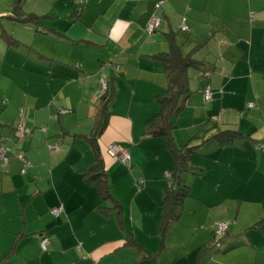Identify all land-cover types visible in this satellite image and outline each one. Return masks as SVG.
Instances as JSON below:
<instances>
[{
	"label": "crops",
	"instance_id": "crops-1",
	"mask_svg": "<svg viewBox=\"0 0 264 264\" xmlns=\"http://www.w3.org/2000/svg\"><path fill=\"white\" fill-rule=\"evenodd\" d=\"M38 5L42 10L30 13L48 17L40 26L45 31L35 28L29 41L14 36L19 45H0V61L14 74L1 91L7 109L0 114V147L12 152L7 166L0 162V264H264V198L257 196L263 192L251 190L257 179L264 182V149H257L264 145V0ZM57 5L60 11H54ZM184 18L189 33L180 30ZM153 19L161 26L150 35ZM170 33H178L186 55L209 40L196 59L212 71L209 80L201 79L203 70L189 71L192 94L173 117L171 148L146 126L159 115L158 97L168 88L157 57L168 52ZM20 50L26 51L20 53L23 65L15 62ZM105 79L115 97L97 134ZM208 87L212 99L206 102ZM20 125L31 134L17 135ZM224 133L238 136L219 139ZM94 136L114 199L123 207L121 223L115 210L101 209L110 205L84 179L96 161ZM113 145L129 151V167L111 154ZM175 150H191L182 175L190 194L162 238L158 223ZM23 159L33 165L25 174ZM243 194H254V201L245 204ZM53 209L62 215L53 216ZM244 209L256 219L240 226ZM221 224L228 225L223 239L216 236Z\"/></svg>",
	"mask_w": 264,
	"mask_h": 264
},
{
	"label": "trees",
	"instance_id": "trees-1",
	"mask_svg": "<svg viewBox=\"0 0 264 264\" xmlns=\"http://www.w3.org/2000/svg\"><path fill=\"white\" fill-rule=\"evenodd\" d=\"M85 2L86 0L84 2H80L79 0H77L78 7L83 6ZM13 14H14L13 17L14 21L20 22L22 24L35 25L38 32L45 31V30H41L40 26L42 25V22L46 20L48 17L46 16L41 17L36 14L26 13L25 11H23V0H15ZM160 26H161V22H160ZM160 26L158 27V29L160 28ZM180 30L183 33L190 32L189 27L187 31H183L182 28ZM2 37L5 39V41H8L10 45H15V46L19 45L18 41L13 39L10 35H8L7 32H3ZM166 39L169 45V50L168 52L158 56L157 59H160L163 62L164 70L168 78V88L162 95L158 97V103L161 109L159 115L149 120L146 126L149 135L154 137H163L166 140L168 146H170L171 148L172 146H174L172 140V131L176 125L173 117L177 115L182 109L181 100L189 99L192 94V91L190 89L189 71L192 69L203 70L201 74L202 80H209L212 75V71H209L207 69L205 70L204 63L196 59L197 53H199L208 44L209 40L204 41L196 49H194L192 53L186 55L183 53L182 46L178 42V33L167 34ZM106 82H107V89L102 90V85H101V90H100L99 97L102 100V104L99 107V120H98L99 129H97V134H99L100 131H102V129H104L105 126L107 125L108 117H109L108 107L110 102L115 97V89L113 88V86L109 81L106 80ZM209 89L211 90V88L208 87L203 91V97L205 101H206L205 92L206 90ZM18 128L19 127H17V129ZM43 131L46 132V130ZM226 134H228L230 141L235 140L238 136L235 133H226ZM226 134L225 133L221 134L218 136V138L224 139V136ZM93 139L95 140V136L94 138H92V145L94 146V149H96L97 147ZM190 151L187 152H184V150L174 151L175 167L171 173L172 177L168 178L169 180H172V182L170 183L165 193V197L162 203V215L160 217L158 223V230H157V235H160L162 238H164L167 235L171 223L174 221H178L180 219L183 212L184 201L186 197H188L190 194L188 187L184 186L182 183V175L189 170ZM95 152L97 153L96 161L93 167L90 168L84 174V179L86 180L88 185H91L97 189L102 204L110 205V207L109 206L102 207L101 209L107 210L108 208H112L113 210H115L116 217L120 220L121 223L123 216V207L120 203H118L114 199L108 173L105 169L103 162L100 159V156L98 155L97 149ZM142 186H143V182L137 183V187L139 190H141ZM54 210H61V209H53L51 212H53ZM61 215H62V210L58 216L53 214V216L55 217H60ZM45 241H47V246H44ZM131 242L135 243V245L139 249L144 250V248L134 239H128L127 243H131ZM49 245H50V239L48 235L47 236L44 235L41 241L42 249L44 251H47ZM215 245H217V242ZM79 248H81V246Z\"/></svg>",
	"mask_w": 264,
	"mask_h": 264
},
{
	"label": "rangeland",
	"instance_id": "rangeland-1",
	"mask_svg": "<svg viewBox=\"0 0 264 264\" xmlns=\"http://www.w3.org/2000/svg\"><path fill=\"white\" fill-rule=\"evenodd\" d=\"M23 1H24L23 11H25L26 13H30L31 11H33L35 9L36 10H39V9L42 10V7H40L38 5V3L40 2V0H23ZM14 4H15V0H0V45L2 44V42L4 44L9 43L8 41H5V39L2 37L3 32H7V34L10 35L11 37L12 36L13 37L14 36H18L19 38L21 37V38H23V42H24V41H29L32 38V36H33L32 35V32H31V34H29V31L30 30L32 31L33 29L36 28L35 25H32V24H22L20 22L17 23L16 21L13 20V17H14V14H13ZM53 6L54 5H52V7ZM53 9H54V11H60V5H57ZM40 12H42V11H40ZM16 24H18V25H16ZM29 26L32 27V29ZM18 37H14L15 40H18ZM18 42H21V41H18ZM27 46L29 47L31 45H29L27 43ZM11 48H13V47H11ZM6 49L8 50L7 47H6ZM20 51L21 52H16L17 53V56H16L15 62L18 61L19 64L21 63L23 65L25 59H24V56H22V55L20 56V53L21 54L22 53H26V51L25 52H22L24 50H20ZM210 54H211V52H210ZM214 54H215V52H214ZM3 64H5V61H3V60L0 61V76H3L2 79L0 78V114H1V111L3 109H7V107H5L6 105L3 106L4 102H6L5 101L6 99H4L3 95H1V91L3 89H6V87H8V85L10 84V82H9V79H10L9 74L10 75H14V74H12V71L9 69V66H5ZM8 69H9V72L7 74H5V72L8 71ZM194 71H196V69ZM23 85H24V83H23ZM20 90H22V88ZM32 91H30V92H32ZM1 103H3V104H1ZM23 108H25V107H23ZM17 135H21V134L20 133H17ZM17 137H20V136H17ZM263 149H264V147L262 149H258V150H261L262 151ZM254 165H256V161L255 160H254ZM260 180H261V178H259V179L256 180V181H259V182L255 183L254 186H253V188H251V190L252 189L253 190L258 189L260 192H263L262 194H257V196L259 198H264V182H260ZM242 189H245V186H243ZM252 195H254V194H243V196L245 198H247V200L244 201L245 204L254 201V198L252 197ZM231 212L234 213V214H236V210L235 209H233V211H231ZM235 218H236V215L234 216L233 222L235 221ZM255 219H254V212L252 210H248L246 212V209H244L242 211L241 215H240V226L249 225V222H251L252 220H253L252 222H254ZM252 222H251V224H252ZM251 227L252 228L259 227V223H257L254 226H250L249 228H251ZM242 228H245V227H242ZM223 238L224 237H221V239H223Z\"/></svg>",
	"mask_w": 264,
	"mask_h": 264
},
{
	"label": "built area",
	"instance_id": "built-area-1",
	"mask_svg": "<svg viewBox=\"0 0 264 264\" xmlns=\"http://www.w3.org/2000/svg\"><path fill=\"white\" fill-rule=\"evenodd\" d=\"M80 2H84L85 0H79ZM157 8L161 7V3H159L157 6ZM185 19L183 20L182 23V30L183 31H187L188 27L185 24ZM160 26V21H158L157 19H153L147 26V32L148 34L152 35ZM107 89V82L106 80L102 81V90H106ZM205 99L206 101H210L212 99V92L211 90H206L205 92ZM67 111H65L64 109L60 110V114H66ZM46 130V129H44ZM17 131L22 135V136H29L31 134V131L26 129L23 125H20L19 128L17 129ZM264 146L263 145H258L257 149H262ZM50 150H55L57 148V146L55 145H51L49 146ZM12 152V149L9 147H6L5 145L2 144V146L0 147V162L4 165L7 166L9 164L10 161V154ZM110 152L112 155H114L115 157H117V159L119 160L120 163H122L125 166H129L130 165V161H131V156L130 153L127 149L119 146V145H113L112 147H110ZM24 161V168L22 170V173L25 174L27 173V171L33 166L31 162L23 159ZM166 177L167 178H171L172 174L171 173H166ZM54 215L58 216L61 213V210H54L52 212ZM228 230V225L227 224H221L219 225L217 231H216V236L217 237H222L224 235H226ZM44 246H47V241L44 242Z\"/></svg>",
	"mask_w": 264,
	"mask_h": 264
}]
</instances>
